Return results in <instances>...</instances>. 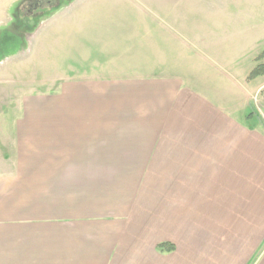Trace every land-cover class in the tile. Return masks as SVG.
I'll return each instance as SVG.
<instances>
[{"label": "crops", "instance_id": "0c3cea01", "mask_svg": "<svg viewBox=\"0 0 264 264\" xmlns=\"http://www.w3.org/2000/svg\"><path fill=\"white\" fill-rule=\"evenodd\" d=\"M263 51L264 0H207V93L70 80L2 118L0 264H264V125L245 113Z\"/></svg>", "mask_w": 264, "mask_h": 264}, {"label": "rangeland", "instance_id": "374dc122", "mask_svg": "<svg viewBox=\"0 0 264 264\" xmlns=\"http://www.w3.org/2000/svg\"><path fill=\"white\" fill-rule=\"evenodd\" d=\"M146 77H179L207 93V0H0V123L41 113L66 81ZM257 88L245 93V113L264 125Z\"/></svg>", "mask_w": 264, "mask_h": 264}, {"label": "trees", "instance_id": "16d2710c", "mask_svg": "<svg viewBox=\"0 0 264 264\" xmlns=\"http://www.w3.org/2000/svg\"><path fill=\"white\" fill-rule=\"evenodd\" d=\"M261 56H264V51L261 53ZM261 74H264V65L259 64L251 70L248 77L254 78V77L261 75ZM157 248L160 251H171V250H173L174 247H173V245L168 244V243H161V244L157 245Z\"/></svg>", "mask_w": 264, "mask_h": 264}, {"label": "flooded vegetation", "instance_id": "af4514ba", "mask_svg": "<svg viewBox=\"0 0 264 264\" xmlns=\"http://www.w3.org/2000/svg\"><path fill=\"white\" fill-rule=\"evenodd\" d=\"M37 2H38V1H37ZM28 3H29V4H28L29 6H30V5H32V2H31V3H30V2H28ZM36 4H37V3H36Z\"/></svg>", "mask_w": 264, "mask_h": 264}]
</instances>
